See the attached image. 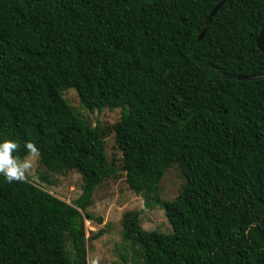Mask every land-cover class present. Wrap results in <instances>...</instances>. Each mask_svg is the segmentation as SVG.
<instances>
[{
  "label": "trees",
  "instance_id": "16d2710c",
  "mask_svg": "<svg viewBox=\"0 0 264 264\" xmlns=\"http://www.w3.org/2000/svg\"><path fill=\"white\" fill-rule=\"evenodd\" d=\"M222 1L0 0V141L20 161L32 143L47 171L83 181L68 203L0 175V264H87V211L117 175L109 132L129 189L173 229L146 231L127 212L132 264H264V0H225L199 41ZM69 90L90 112L126 111L93 127ZM173 167L184 185L166 201Z\"/></svg>",
  "mask_w": 264,
  "mask_h": 264
},
{
  "label": "rangeland",
  "instance_id": "374dc122",
  "mask_svg": "<svg viewBox=\"0 0 264 264\" xmlns=\"http://www.w3.org/2000/svg\"><path fill=\"white\" fill-rule=\"evenodd\" d=\"M69 104L88 121L93 127L112 126L117 123L126 111L123 107L114 111L106 109L90 112L83 108L75 90L63 94ZM106 155L112 163L117 162V175L106 179L95 191L93 205L88 213L94 217L93 221L86 222V238L88 261L87 264H124L121 255L128 257L132 264V254L124 250L122 218L129 211H138L141 214L142 227L146 231L172 233L173 229L167 220L165 211L160 208H147L144 198L132 192L125 182V174L120 158L121 152L116 147L115 135L109 132L105 136ZM31 160L32 167L25 173L31 181L40 184L51 194L72 203L82 194L83 181L76 172L54 174L47 171L40 163L38 154L30 155L24 160ZM24 160H21L23 162ZM46 175L49 183H44L41 176ZM184 185V178L178 167H173L165 173L160 184V196L163 200L174 201ZM102 236L95 238L100 232ZM127 247V246H126Z\"/></svg>",
  "mask_w": 264,
  "mask_h": 264
},
{
  "label": "clouds",
  "instance_id": "9594fccd",
  "mask_svg": "<svg viewBox=\"0 0 264 264\" xmlns=\"http://www.w3.org/2000/svg\"><path fill=\"white\" fill-rule=\"evenodd\" d=\"M25 148L29 155L37 154V149L32 143H26ZM17 149V144L11 140L0 141V175L8 181H21L25 178V173L32 167V161L21 162L13 155Z\"/></svg>",
  "mask_w": 264,
  "mask_h": 264
},
{
  "label": "water",
  "instance_id": "95a60500",
  "mask_svg": "<svg viewBox=\"0 0 264 264\" xmlns=\"http://www.w3.org/2000/svg\"><path fill=\"white\" fill-rule=\"evenodd\" d=\"M225 3V0H223L218 6H216V8L213 10V12L210 14V16L207 18L206 22H205V28L202 32V34L200 35L199 37V41H201L205 34H206V31H207V26L209 24V21L217 14V12L220 10V8L224 5ZM257 43H258V48L264 52V49H263V45H264V29L262 30L258 40H257ZM230 78H233V77H230ZM241 79V78H240ZM251 79V78H249Z\"/></svg>",
  "mask_w": 264,
  "mask_h": 264
}]
</instances>
